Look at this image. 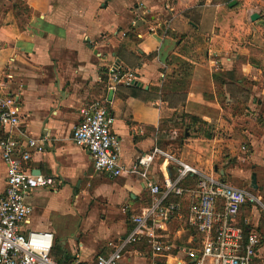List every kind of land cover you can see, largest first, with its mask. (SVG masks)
<instances>
[{
  "label": "crops",
  "instance_id": "obj_1",
  "mask_svg": "<svg viewBox=\"0 0 264 264\" xmlns=\"http://www.w3.org/2000/svg\"><path fill=\"white\" fill-rule=\"evenodd\" d=\"M224 2L0 0V96L18 97L12 106L20 121L18 131L0 126V139L20 131L46 135L43 151L32 152L26 167L54 184L27 194L23 228L52 233L58 264L93 261L111 250L108 242L126 239L135 228L131 216L154 198L146 181L168 190L164 202L177 205L168 219L151 221L170 249L153 257L138 234L124 245L119 264H173L170 257L191 264L180 248L199 249L204 241L190 211L199 176L182 180L177 195L168 189L173 165L161 156L144 178L130 172L153 147L202 174L246 184L259 197L232 224L244 240L258 235L252 263L264 264V34L250 20L256 11ZM113 65L134 82L113 84L107 75ZM96 100L114 118L124 166L117 177L96 172L88 151L72 140L81 108ZM4 169L0 161V194ZM252 172L256 190L249 188Z\"/></svg>",
  "mask_w": 264,
  "mask_h": 264
},
{
  "label": "built area",
  "instance_id": "obj_2",
  "mask_svg": "<svg viewBox=\"0 0 264 264\" xmlns=\"http://www.w3.org/2000/svg\"><path fill=\"white\" fill-rule=\"evenodd\" d=\"M210 54L216 57V52ZM107 75L113 84L130 85L134 82L131 72H122L116 65L108 68ZM17 99L15 95L0 96L1 127L18 131L20 121L12 106ZM80 117L72 130L74 144L88 151L96 172L110 177L119 176L124 166L120 162L118 144L111 131L114 118L110 109L96 100L81 108ZM18 134L0 139V161L5 168V188L0 194V264H58L51 255L52 233L23 228L30 212L26 203L27 194L54 184L52 177L33 174L26 167L32 152L43 151L46 135L36 139L24 136L21 131ZM22 137L26 139L23 140ZM157 156L173 165L176 178L168 189L177 195L184 191L178 185L182 180L188 176H199V199L190 211L191 222L204 234V241L199 249L180 248L192 260L190 263L253 264L259 244L258 235L255 232L249 233L244 240L241 229L232 222L241 208L259 203V197L250 190L240 189L202 174L196 167L157 147L138 157L129 171L139 173L144 178L150 161ZM145 185L154 198L149 206L131 216L134 231L118 243L108 242L111 250L107 254L98 253L90 262L75 258L71 264H119L124 245L138 234L145 238L153 257L170 249L168 242L157 234L151 221L156 217L168 219L177 205L164 202L168 190H160L151 181H146Z\"/></svg>",
  "mask_w": 264,
  "mask_h": 264
},
{
  "label": "rangeland",
  "instance_id": "obj_3",
  "mask_svg": "<svg viewBox=\"0 0 264 264\" xmlns=\"http://www.w3.org/2000/svg\"><path fill=\"white\" fill-rule=\"evenodd\" d=\"M231 0H226L223 5L224 8H229L227 6V3ZM232 10H241L242 8H245L246 10H254L256 13L260 15V17L256 20H254V26L255 28H262L263 34H264V26L261 24V20H264V0H236V3L230 7ZM234 174L238 175L237 171L234 172ZM236 178V177H234ZM228 182L234 185L237 188L248 190L246 184L242 183H233L230 179H228ZM260 208V206H258ZM264 214V211H261ZM169 261L173 264H181L179 261L174 260L173 257L169 258Z\"/></svg>",
  "mask_w": 264,
  "mask_h": 264
},
{
  "label": "water",
  "instance_id": "obj_4",
  "mask_svg": "<svg viewBox=\"0 0 264 264\" xmlns=\"http://www.w3.org/2000/svg\"><path fill=\"white\" fill-rule=\"evenodd\" d=\"M236 3V0H231L230 2H228V6H233ZM260 17V15L256 12H253L250 15V20L254 21L256 19H258ZM261 24L264 26V20H261ZM112 93V90L109 91V98H110V94ZM38 173V172H37ZM249 188L252 190H256L257 185H256V174L255 172H252L250 175V182H249Z\"/></svg>",
  "mask_w": 264,
  "mask_h": 264
},
{
  "label": "trees",
  "instance_id": "obj_5",
  "mask_svg": "<svg viewBox=\"0 0 264 264\" xmlns=\"http://www.w3.org/2000/svg\"><path fill=\"white\" fill-rule=\"evenodd\" d=\"M224 1H226V0H224Z\"/></svg>",
  "mask_w": 264,
  "mask_h": 264
}]
</instances>
